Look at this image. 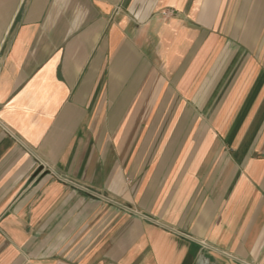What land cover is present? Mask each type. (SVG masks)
<instances>
[{
    "label": "crops",
    "instance_id": "obj_1",
    "mask_svg": "<svg viewBox=\"0 0 264 264\" xmlns=\"http://www.w3.org/2000/svg\"><path fill=\"white\" fill-rule=\"evenodd\" d=\"M0 264H264V0H0Z\"/></svg>",
    "mask_w": 264,
    "mask_h": 264
},
{
    "label": "built area",
    "instance_id": "obj_2",
    "mask_svg": "<svg viewBox=\"0 0 264 264\" xmlns=\"http://www.w3.org/2000/svg\"><path fill=\"white\" fill-rule=\"evenodd\" d=\"M43 168H45V165L43 166Z\"/></svg>",
    "mask_w": 264,
    "mask_h": 264
}]
</instances>
